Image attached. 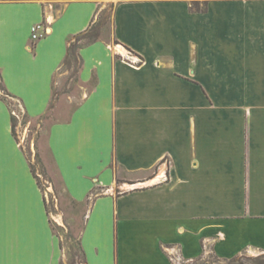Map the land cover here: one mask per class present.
Segmentation results:
<instances>
[{"label":"crops","instance_id":"obj_1","mask_svg":"<svg viewBox=\"0 0 264 264\" xmlns=\"http://www.w3.org/2000/svg\"><path fill=\"white\" fill-rule=\"evenodd\" d=\"M192 1L117 3L113 42L80 51L82 97L55 106L47 149L66 196L88 206L86 264L264 252V0H208L204 13ZM99 8L0 0V73L31 118L50 110L68 41ZM39 23L49 34L33 41ZM11 118L0 99V264H62Z\"/></svg>","mask_w":264,"mask_h":264},{"label":"rangeland","instance_id":"obj_2","mask_svg":"<svg viewBox=\"0 0 264 264\" xmlns=\"http://www.w3.org/2000/svg\"><path fill=\"white\" fill-rule=\"evenodd\" d=\"M122 0H98L102 13L98 19L100 39L113 42V11L117 3ZM102 17V18H101ZM104 20V24L103 21ZM62 72H67L59 79L54 93L53 107L45 116L31 118L17 98H10L1 89L3 83L0 80V95L5 96L15 110L18 117L16 136L32 164L43 191L46 193L48 210L52 218L53 227L61 239L63 250L62 264H83L80 258L73 262V254L78 251L80 234L85 224L88 206L77 207L62 190V182L51 160L47 149V132L50 124L54 121V109L70 95L74 104L82 97L78 79L72 74V70L65 67ZM208 251L210 247L206 248ZM210 252L204 255L208 264L212 262ZM241 264H264V252L246 251L241 254ZM179 251L173 253L172 264H190Z\"/></svg>","mask_w":264,"mask_h":264},{"label":"trees","instance_id":"obj_3","mask_svg":"<svg viewBox=\"0 0 264 264\" xmlns=\"http://www.w3.org/2000/svg\"><path fill=\"white\" fill-rule=\"evenodd\" d=\"M190 9L192 12L195 13H204L208 9V0L204 1H199V0H194L190 3ZM102 13V10L99 8L98 9V15L96 19L93 21L92 25L84 32L79 33L77 35H74L71 37L68 41V49H67V56L64 60V68L67 67V69L72 70V74L76 76V79L79 77V72L80 68L82 66V57L80 54L81 49L94 44L98 40H100V32L98 29V19L100 14ZM102 18V17H101ZM104 24V20H102ZM116 44H118V41H115ZM132 52V51H131ZM0 80L3 83L2 75L0 73ZM1 89L4 91V94L7 97L10 98H16L12 94L8 92L6 89L5 85L1 87ZM0 99L7 105L9 110L11 111L12 114V128H13V133L16 136V127L18 125V117L15 114V110L11 108V104L8 102L5 96L0 95ZM54 101V100H53ZM53 105V102H52ZM50 107V110L52 109V106ZM17 137V136H16ZM31 164V163H30ZM31 169L34 174H36L32 164H31ZM37 176V174H36ZM38 178V176H37ZM38 184L42 188L39 179H38ZM49 211V210H48ZM62 245V244H61ZM212 257V262L210 264H241V255L234 256L232 258H221L218 255L215 254V252H210ZM204 256L198 257L193 261H189L190 264H208L207 261L203 258ZM73 262L75 261L76 258H80L81 262L83 264H86V258L81 246V243L79 242V248L76 253L73 254L72 256ZM187 261V260H186Z\"/></svg>","mask_w":264,"mask_h":264},{"label":"built area","instance_id":"obj_4","mask_svg":"<svg viewBox=\"0 0 264 264\" xmlns=\"http://www.w3.org/2000/svg\"><path fill=\"white\" fill-rule=\"evenodd\" d=\"M31 33H32V40L39 41L45 38L49 34V27L45 23H39L32 27Z\"/></svg>","mask_w":264,"mask_h":264}]
</instances>
